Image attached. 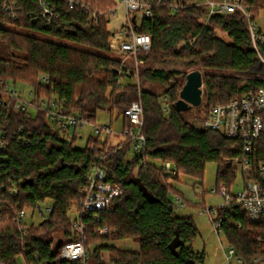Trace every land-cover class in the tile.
Returning <instances> with one entry per match:
<instances>
[{
  "label": "trees",
  "instance_id": "1",
  "mask_svg": "<svg viewBox=\"0 0 264 264\" xmlns=\"http://www.w3.org/2000/svg\"><path fill=\"white\" fill-rule=\"evenodd\" d=\"M41 1L51 14H44ZM178 1L184 7L172 12L167 5L157 6L136 28L151 37V51L137 58L141 80L165 88L157 94L141 89L134 71L112 56L108 18L117 7L115 0H75L73 6L69 0H0V264H17L19 256L26 264H54L59 247L76 240L70 212L80 207L86 174L102 156L108 179L122 183L124 194L112 212L100 213V222L91 216L84 220L86 264H206L205 253L193 249L199 235L193 218L179 216L170 200L174 195L186 202L171 182L183 176L203 182L206 166L216 163V189L225 185L230 191L235 185L238 173L229 161L240 155L241 144L197 124L214 106L264 88V64L241 11L212 16L205 23L207 8L196 5L198 0ZM239 1L255 21L264 12V0ZM88 9L102 16L91 20ZM260 52L264 57V47ZM157 64H181L190 72L155 68ZM196 70L203 73L208 100L179 112L175 104L188 74ZM10 83L32 88L36 114L18 107L22 99L10 96ZM163 97L171 100L168 116L160 103ZM136 100L144 108L146 147L141 157L132 155L129 145L114 147L108 138L100 142L94 135L86 148L78 149L77 137L67 140L68 130L56 129L49 117L52 104L62 115L79 116L88 124L107 112L110 126L117 115L125 130L132 127L125 112ZM255 148L256 163L264 161V136ZM167 162L176 175L165 170ZM46 203L52 212L37 226L22 229L17 222L21 212H40ZM217 218L243 264H261L255 259H264V220L251 222L234 202L218 208ZM101 229L108 234L100 235ZM177 237L182 245L175 255L170 245ZM124 240L137 243L140 251L114 245Z\"/></svg>",
  "mask_w": 264,
  "mask_h": 264
},
{
  "label": "built area",
  "instance_id": "2",
  "mask_svg": "<svg viewBox=\"0 0 264 264\" xmlns=\"http://www.w3.org/2000/svg\"><path fill=\"white\" fill-rule=\"evenodd\" d=\"M117 1L126 9L127 23L121 30L112 34L110 47L112 51L124 58L121 60L123 65L126 64L127 59L134 58L138 67L142 62L138 60L137 55L139 53H149L152 48V41L148 34H141L136 31V28L140 27L144 19L153 16V10L157 6L167 5L172 12H176L184 7V5L178 0ZM69 3L73 6L76 2L75 0H69ZM200 3L204 4L207 8V19L216 15H230L236 10L241 11L248 22L254 50L264 64V57L260 52L261 47H264V32L257 27L250 10L243 3L239 0H203ZM41 4L44 14H51L52 11L47 6V3L41 1ZM196 5L200 4L196 3ZM81 6L82 10H86L84 4ZM6 9L10 10L13 7L6 5ZM87 11L91 20H97L102 16L97 11L90 9ZM116 11L117 9L112 12L113 15ZM134 17L136 18L135 22ZM8 90L12 98H21L11 87ZM160 103L164 114L170 115L171 100L168 97H163ZM44 105L48 106L47 101H44ZM18 107L27 110L29 114H32L30 107L38 109L37 105L31 102L25 103L22 100L19 102ZM125 116L132 124V127L125 130L122 128L118 136L128 141L132 155L141 157L146 147V137L143 134L144 108L142 102L140 100L134 101L125 112ZM49 117L56 129L68 130V133L74 129L76 137V131L88 124L79 116L62 115L57 111L56 104H52ZM199 128L203 131L218 132L224 137L241 144V147L238 148L240 155L229 162L238 174L241 171L243 189L237 194H232L224 185L219 190L214 189L210 193L214 195L220 194L224 198L225 201L221 208L234 202L246 212L251 222L256 223L264 220V161L259 163L255 161L256 144L264 136V88L246 93L227 104L214 106L200 123ZM111 129V126L96 127L94 136H99L102 139V134L106 133V138H109L113 135ZM68 133L66 136L67 140H69ZM3 145L4 143L1 142L0 148ZM105 158V156H102L98 161L94 162L86 174V185L79 191L82 196L81 205L79 208L77 207L76 217L72 218V227L76 240L59 247L55 255L54 264H61L63 262L86 264L89 255L85 248L86 223L84 220L91 216L94 221L100 222V213L112 212L115 208V200L124 194L122 183H114L108 179ZM164 168L170 176L176 175V170L171 163L167 162ZM185 206L186 203L179 197H176L175 209L179 210ZM211 211L216 215L215 218H211L214 230L218 235H224L222 221L217 218V210ZM43 212L44 215L45 213L49 215L52 212L51 205ZM25 215L26 211H23L17 218V222L24 230L27 228ZM98 233L100 235H107L108 230L101 229ZM233 258L238 264H243V261L237 256L234 247L229 245L227 253L228 262L230 263ZM255 261L264 264V259L261 257L255 259Z\"/></svg>",
  "mask_w": 264,
  "mask_h": 264
},
{
  "label": "rangeland",
  "instance_id": "3",
  "mask_svg": "<svg viewBox=\"0 0 264 264\" xmlns=\"http://www.w3.org/2000/svg\"><path fill=\"white\" fill-rule=\"evenodd\" d=\"M203 0H198L196 3L202 5L200 2ZM117 7L116 13L111 15L108 18L109 21V31L111 34L118 32L121 28L127 23V12L124 6L120 5L117 0H115ZM204 5V4H203ZM205 6V5H204ZM204 22L207 23V15L204 18ZM257 27L260 28L261 31L264 32V12L261 13L259 19L256 20ZM218 36L224 40L228 41V37L221 31H218ZM187 42L181 43L179 49L182 46L186 45ZM112 56L123 60L120 55L112 51ZM127 67H129V72L134 71L136 75V83L139 85L141 89H147L154 93L161 94L165 91V88L160 84H154L148 81L141 80V65L136 66V62L134 58H129L126 60ZM155 68L166 69V70H179L181 72L189 71L186 70L184 65L178 64H157L154 65ZM190 72V71H189ZM246 78V77H243ZM10 87L12 90L16 91L19 97H21L22 101L31 102L33 97V90L27 84L18 83L17 85H12L10 83ZM204 103V102H203ZM30 112L36 114L37 110L33 107H30ZM113 124L111 126V130L113 135L109 137V141L111 145L118 147H126L128 145V141L121 138L120 133L122 131V118L117 117L115 115L112 119ZM194 122V119L192 120ZM196 122V121H195ZM201 121L198 122V126ZM111 124V116L107 112H100L96 119L95 124H86L83 128H80L76 131L77 141L75 142V147L78 149H84L87 147L88 141L91 136L95 134L96 127H109ZM75 134V130L72 129L68 133L69 140L73 139ZM106 138V133L102 134V139L100 142L104 141ZM108 141L105 139V142ZM110 145V144H109ZM131 159V156H127L125 161ZM239 169V168H238ZM217 170L218 166L216 163H210L206 166L203 182L199 181L195 178L189 176L181 177L179 182H171L172 185L182 194L184 200L186 201V206L183 207L179 211V216H191L199 230V235L193 242V249L195 252L205 253L206 264H238L236 260L233 258L229 263L227 260V253L229 242L226 239L225 235H218L213 228V224L211 218H215V214L211 210H217L224 204V198L218 194L214 195L210 192L217 188ZM243 180L241 171L238 174L235 185L231 188L230 192L232 194H237L243 189ZM205 193H201V192ZM170 200L175 204L176 196L170 195ZM51 204L46 203L43 206V211ZM211 212H210V211ZM77 215V206H73L70 216L72 218ZM48 216L47 213L42 215L38 210L28 209L26 210L25 215V223L27 227L38 225L42 222L44 218ZM57 242L60 241L61 235L56 233L54 235ZM17 264H26L23 256H19L16 260Z\"/></svg>",
  "mask_w": 264,
  "mask_h": 264
},
{
  "label": "water",
  "instance_id": "4",
  "mask_svg": "<svg viewBox=\"0 0 264 264\" xmlns=\"http://www.w3.org/2000/svg\"><path fill=\"white\" fill-rule=\"evenodd\" d=\"M135 20L136 18L134 17V22ZM207 100L208 91L204 86L203 73L196 70L188 74L187 82L181 90L180 99L176 102L175 107L179 112H190L194 108L201 107L203 102ZM137 183L140 184L139 181H137ZM141 189L143 190L144 195L149 198L152 203L157 202V199H155L145 188L141 186ZM40 213L44 215L42 209L40 210ZM180 245H182V242H180L179 237H177L170 245V249L175 255H177V249Z\"/></svg>",
  "mask_w": 264,
  "mask_h": 264
},
{
  "label": "crops",
  "instance_id": "5",
  "mask_svg": "<svg viewBox=\"0 0 264 264\" xmlns=\"http://www.w3.org/2000/svg\"><path fill=\"white\" fill-rule=\"evenodd\" d=\"M180 210L181 209L176 210L177 214L179 213ZM114 245L117 247H121V248L131 249L136 252L140 251L139 245L131 240H124V241H119V242L117 241L114 243Z\"/></svg>",
  "mask_w": 264,
  "mask_h": 264
}]
</instances>
